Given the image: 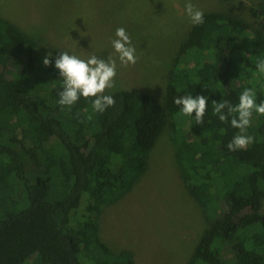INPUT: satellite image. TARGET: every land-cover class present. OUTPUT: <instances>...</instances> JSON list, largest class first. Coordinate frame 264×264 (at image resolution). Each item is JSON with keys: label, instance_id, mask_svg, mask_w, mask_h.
Here are the masks:
<instances>
[{"label": "trees", "instance_id": "16d2710c", "mask_svg": "<svg viewBox=\"0 0 264 264\" xmlns=\"http://www.w3.org/2000/svg\"><path fill=\"white\" fill-rule=\"evenodd\" d=\"M203 14L178 44L163 103L120 88L106 93L115 105L103 113L91 98L59 105L58 70L0 17V264H136L100 238L98 217L144 173L167 125L182 184L206 221L185 264H264V115L253 112L242 133L254 142L229 151L240 130L213 113L214 101L235 105L246 88L264 101V22ZM183 95L208 98L202 124L174 103Z\"/></svg>", "mask_w": 264, "mask_h": 264}, {"label": "rangeland", "instance_id": "374dc122", "mask_svg": "<svg viewBox=\"0 0 264 264\" xmlns=\"http://www.w3.org/2000/svg\"><path fill=\"white\" fill-rule=\"evenodd\" d=\"M186 0H0L4 17L34 38L35 56L64 50L82 59H116L115 88L136 89L165 101V83L178 44L192 23ZM203 12L218 10L252 25L264 22V0H191ZM125 28L137 62L122 66L112 48ZM167 125L149 153L146 170L126 195L98 217L100 238L129 249L136 264H185L206 221L182 184ZM261 211H264V199ZM230 257L227 255V258ZM231 263V262H230Z\"/></svg>", "mask_w": 264, "mask_h": 264}, {"label": "clouds", "instance_id": "9594fccd", "mask_svg": "<svg viewBox=\"0 0 264 264\" xmlns=\"http://www.w3.org/2000/svg\"><path fill=\"white\" fill-rule=\"evenodd\" d=\"M185 14L193 25L204 22L203 11L196 8L191 0H186ZM112 48L122 66L134 65L137 62L135 47L125 28L119 27L115 31V39L111 41ZM54 62V63H53ZM43 66L50 64L58 70L59 77L63 81L62 88L58 91L57 103L61 106H72L81 97L92 100L93 112L103 113L107 108L115 105L112 95L105 94L106 90L115 88L116 59L109 57L107 60L91 55L82 59L67 51L59 52L53 57L47 52L42 59ZM258 72L264 73V59L256 63ZM206 87V86H205ZM174 103L180 106L181 113L192 116L195 113L196 123L204 122V115L208 106V98L204 95H183L175 99ZM213 113L221 122H229L233 128L239 129L241 134L235 135L227 144L229 151L244 149L254 142V138L242 133L250 127L253 112L264 115V101L257 103L256 93L251 88L244 89L238 98V103L233 105L228 100L213 102ZM229 117L231 119L229 120ZM88 120L92 116L87 117Z\"/></svg>", "mask_w": 264, "mask_h": 264}]
</instances>
